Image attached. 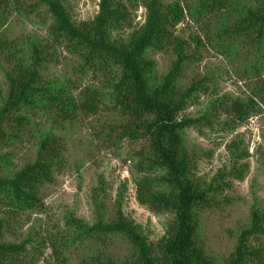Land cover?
Masks as SVG:
<instances>
[{
	"label": "trees",
	"instance_id": "obj_1",
	"mask_svg": "<svg viewBox=\"0 0 264 264\" xmlns=\"http://www.w3.org/2000/svg\"><path fill=\"white\" fill-rule=\"evenodd\" d=\"M183 1L98 0L92 19L76 21L65 0H0V54L9 66L0 105V148L20 137L28 124V110L46 108L53 112V123L61 124L97 112L102 102L96 89L75 93L71 81L66 87L50 83L41 73L48 59L43 48L33 45L27 55L1 33L10 11L44 6L53 19L48 28L53 43L78 56L81 66L97 72L110 88L109 98L124 118L115 125L120 136L143 141L133 166L137 200L154 213L170 216L164 234L153 242L124 214L119 201L111 218L96 209L91 224L70 213L62 227L42 229L36 242L49 250L50 264H71L76 245L89 251L80 264H264V207L252 209L250 224L237 236L227 259L216 262L206 253L198 239V214L217 205L224 188L223 170L209 181L199 178L183 142L187 128L234 132L264 106V0ZM139 6L145 19L135 25ZM186 14L197 21L210 17L211 27L204 25L206 38H215L232 56L245 48L246 57L253 58L251 72L257 84L251 96L212 92L198 115L186 112L210 90L204 78L182 82L196 60L190 42L175 31ZM195 42L198 45L201 39ZM148 49L173 56L165 74L154 72ZM225 146L231 148L229 143ZM64 149L61 139L48 132L39 139L31 161L11 173L0 169V214L4 216L0 218V264H33L40 255L39 246L34 252L27 247L29 238L8 241L5 226L21 212L43 210L40 188L62 165ZM234 163L229 171L232 177L238 172ZM116 237L128 244L127 255L112 251Z\"/></svg>",
	"mask_w": 264,
	"mask_h": 264
},
{
	"label": "rangeland",
	"instance_id": "obj_2",
	"mask_svg": "<svg viewBox=\"0 0 264 264\" xmlns=\"http://www.w3.org/2000/svg\"><path fill=\"white\" fill-rule=\"evenodd\" d=\"M65 3L76 21L92 19L98 11V0H65ZM134 15L135 25L143 23L144 8L139 6ZM209 19L197 21L186 14L175 28L177 35L190 42L196 55L182 82L187 84L192 79L204 78L210 88L208 94H201L197 103L187 109L192 116L206 107L212 92L243 98L251 96L257 84L251 72L254 60L246 57L242 51L245 48L238 56H232L215 38H206L204 25L211 27ZM52 21L44 6L10 11L1 33L15 40L17 50L27 55L31 54L33 45L43 48L48 59L41 73L50 83L66 87V82L71 81L76 86L72 89L75 93L84 88L96 89L102 102L97 112L78 115L61 124L53 123V112L46 108L25 112L28 124L20 137L0 148V155H3L0 169L11 173L31 161L39 139L48 132L58 136L64 144L63 163L53 171L52 180L40 188L43 210L18 214L5 226L8 228L5 237L10 242L29 238L30 251L34 252L38 246L40 249L33 264H50L49 250L36 243L42 229L62 227L70 213L91 224L99 208L105 217L111 218L119 201L124 214L155 242L164 234L170 216L154 213L137 200L133 166L143 141L120 136L115 125L124 118L109 98L110 88L97 72L83 68L78 56L69 53L62 44L53 43L48 31ZM199 38L201 43L197 45L195 40ZM146 56L153 60L157 75L165 74L173 59L170 53L153 49H148ZM8 67L4 55L0 54V105L7 91ZM261 108L234 132L207 129L198 132L193 128L183 131L184 145L196 163L195 174L199 178L209 181L218 170H223L224 188L217 196V205L198 214V239L216 262L227 259L233 252L237 236L250 224L252 209L264 207V106ZM227 143L231 148L225 146ZM233 162L238 169L235 177L229 172ZM0 218L4 216L0 214ZM112 242L111 249L118 255L129 253L125 240L116 237ZM88 253L83 246L76 245L70 263L80 264V259Z\"/></svg>",
	"mask_w": 264,
	"mask_h": 264
}]
</instances>
